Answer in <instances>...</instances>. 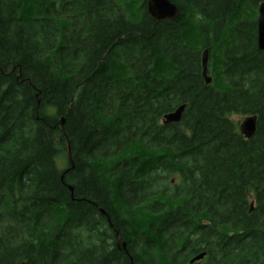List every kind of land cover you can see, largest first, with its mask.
Listing matches in <instances>:
<instances>
[{
  "label": "trees",
  "instance_id": "trees-1",
  "mask_svg": "<svg viewBox=\"0 0 264 264\" xmlns=\"http://www.w3.org/2000/svg\"><path fill=\"white\" fill-rule=\"evenodd\" d=\"M169 1L0 0V264H264V0Z\"/></svg>",
  "mask_w": 264,
  "mask_h": 264
},
{
  "label": "water",
  "instance_id": "water-1",
  "mask_svg": "<svg viewBox=\"0 0 264 264\" xmlns=\"http://www.w3.org/2000/svg\"><path fill=\"white\" fill-rule=\"evenodd\" d=\"M147 6V13L155 19L156 21L160 20H174L179 16V10L175 4L171 3L169 0H145ZM258 17H257V33H256V46L257 49L260 51H264V2L258 5ZM209 52L205 49L201 55V67H202V77L204 79L205 84H209L211 82V77L208 75V59ZM185 105H181L173 112L165 114L162 118L163 125L169 124H178L181 121L182 113L184 112ZM256 117H246L243 119L239 126V132L245 139H250L256 131V124L257 120ZM65 119L60 118L59 120V127L61 133L65 137L66 140V148L67 150V159L68 164H70V168H73V158L72 153L70 152V143L68 140V136L66 135L65 128H64ZM72 192L70 186L67 188ZM251 206V205H250ZM252 207V206H251ZM102 212V210L100 211ZM103 213V212H102ZM201 256H196L194 260L200 259Z\"/></svg>",
  "mask_w": 264,
  "mask_h": 264
},
{
  "label": "flooded vegetation",
  "instance_id": "flooded-vegetation-1",
  "mask_svg": "<svg viewBox=\"0 0 264 264\" xmlns=\"http://www.w3.org/2000/svg\"><path fill=\"white\" fill-rule=\"evenodd\" d=\"M100 212V211H99ZM101 214H103L104 215V213H102L101 212ZM105 216V215H104ZM107 222H108V220H107ZM115 233L116 234H114V235H109L110 236V242H109V246L111 245L112 247L113 246H115L116 248H117V250L118 251H121V248H122V250H125V254H126V256L128 257V260L131 262V264H133L132 263V256L130 255V253L127 251V248H125L126 247V242L121 238V236H118V233H117V231H115ZM100 237L101 236H99V239H100ZM102 239H100V240H98V242H99V247L101 246V247H104V241H103V237H101ZM107 241V240H106ZM180 253V254H179ZM178 254L179 255H177L178 257V259L180 258V260L179 261H176V263L177 264H205L204 262H200V260L201 259H203V258H201V259H198V260H194L195 259V257L196 256H198L200 253H197V254H195V255H188L186 252H178ZM173 256V255H172ZM164 258H166V257H164ZM163 259V258H162ZM202 261V260H201ZM165 262V264H172V262H168V260H165L164 261Z\"/></svg>",
  "mask_w": 264,
  "mask_h": 264
},
{
  "label": "rangeland",
  "instance_id": "rangeland-1",
  "mask_svg": "<svg viewBox=\"0 0 264 264\" xmlns=\"http://www.w3.org/2000/svg\"><path fill=\"white\" fill-rule=\"evenodd\" d=\"M201 55H202V54H201ZM215 64H216V63H215ZM215 64H214V66H215ZM245 118H246V117L243 118V117H240V116H232V119H233L235 122H237V123H238V122H239V123L242 122L243 119H245ZM241 119H242V120H241ZM64 156H65V155L61 154L60 157L58 158V161H59L58 165H59L61 168L67 166V164H68L67 159H65ZM175 181H176V178H174V179L172 180V183L175 182ZM172 183H171V184H172ZM250 205L252 206L253 203L250 204ZM250 205H249V206H250ZM251 206H250V209L253 208V206H252V207H251ZM83 236H85V234H83ZM81 238H82V237H81ZM82 239H84V238H82ZM104 239H105V241H106V238H104ZM199 255H203V256H201V258H203V259L200 258V259L202 260V261L200 260V262H204V263H205L206 261H208V259H206L207 257H206L205 252H202V253H200ZM199 255H198V256H199ZM197 260H198V259H197Z\"/></svg>",
  "mask_w": 264,
  "mask_h": 264
}]
</instances>
